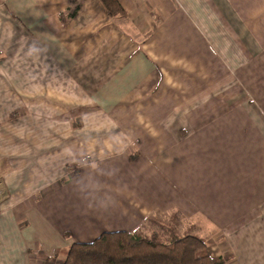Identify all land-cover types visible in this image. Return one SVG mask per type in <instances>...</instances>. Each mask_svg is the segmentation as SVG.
<instances>
[{
  "label": "crops",
  "instance_id": "1",
  "mask_svg": "<svg viewBox=\"0 0 264 264\" xmlns=\"http://www.w3.org/2000/svg\"><path fill=\"white\" fill-rule=\"evenodd\" d=\"M118 2L0 0V264L171 207L264 264V0Z\"/></svg>",
  "mask_w": 264,
  "mask_h": 264
},
{
  "label": "trees",
  "instance_id": "2",
  "mask_svg": "<svg viewBox=\"0 0 264 264\" xmlns=\"http://www.w3.org/2000/svg\"><path fill=\"white\" fill-rule=\"evenodd\" d=\"M100 2L109 12L116 9L115 16L123 14L116 0ZM151 217L143 221L151 225ZM141 225L130 232H105L89 243L73 244L67 251L57 253L55 258L61 257L60 264H225L227 261L213 256L201 237L167 231L163 223L158 226L159 232L151 230L147 234L144 231L147 225ZM182 225L189 230L185 222Z\"/></svg>",
  "mask_w": 264,
  "mask_h": 264
},
{
  "label": "rangeland",
  "instance_id": "3",
  "mask_svg": "<svg viewBox=\"0 0 264 264\" xmlns=\"http://www.w3.org/2000/svg\"><path fill=\"white\" fill-rule=\"evenodd\" d=\"M116 1L118 2V0H116ZM118 4H119V2H118ZM101 6H102V8L104 10L105 15L107 17H109L110 20L124 17V14H117L116 17H115V14H116L115 12H117L116 9H112V11L109 12V10H107L102 5V3H101ZM119 6L121 7L120 4H119ZM122 10H123V8H122ZM86 163L87 162H85L84 160L83 161L82 160L81 161L80 160H75V161L71 162L67 166L68 178L69 179L75 178V176H77L78 173L84 168V166L87 165ZM63 182H60V184H63ZM0 193H3V191L1 190V187H0ZM170 197H173V196L170 194ZM171 208H168V209H166L164 211H159V210L156 211L155 210L154 212H152L150 214V216H152L150 218V220L152 222L151 225H147V224H150V223L146 222L145 220L144 221L142 220L141 221V223H142L141 226H145L146 227V225H147V228H146L147 230L143 229L145 231V233L148 234V233H150L151 230L159 232L160 229L158 228V226L160 227L161 223H163V225L165 226L164 228L167 231H170V229H171L172 231H176L175 233H179L181 235H192V236H196V237L197 236L201 237L202 239H205L206 242H208L207 244H209V246H210L211 239H214L213 238V230L210 228L209 224H207V222H206V220L204 218H202L201 216H197V215H194V216H192V215H188L187 216L185 214L182 215L179 211H177V209H171ZM183 222H185L186 226H188V229L191 230V231H189V230L184 228V226L182 225ZM201 229H203V232H200ZM217 238H218V234L215 236V241L214 242H218V240L220 241V239L219 238L217 239ZM210 250H211V248H210ZM225 259L227 260L225 264H234L233 261L230 260V258H225Z\"/></svg>",
  "mask_w": 264,
  "mask_h": 264
}]
</instances>
